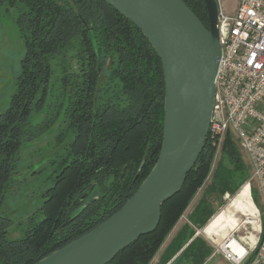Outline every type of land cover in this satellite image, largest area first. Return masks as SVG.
<instances>
[{
	"label": "trees",
	"instance_id": "16d2710c",
	"mask_svg": "<svg viewBox=\"0 0 264 264\" xmlns=\"http://www.w3.org/2000/svg\"><path fill=\"white\" fill-rule=\"evenodd\" d=\"M182 1L207 27L203 0ZM17 3L23 6L17 22L24 53L15 91L0 113V264H34L109 218L154 166L163 136L162 66L137 26L103 0H0L9 7ZM56 84L63 94L69 92L64 119L73 135L43 193L41 219L31 216L24 235L9 239L11 219L2 213L3 198L23 139L45 122L33 125L32 116ZM214 156L208 137L180 191L162 204L157 227L106 264H149L203 186ZM250 171L228 133L192 225L202 227L216 201L239 190ZM250 191L256 205L253 184ZM194 232L189 225L180 230L166 249L169 258ZM210 253L211 247L195 237L176 258L202 261Z\"/></svg>",
	"mask_w": 264,
	"mask_h": 264
},
{
	"label": "water",
	"instance_id": "95a60500",
	"mask_svg": "<svg viewBox=\"0 0 264 264\" xmlns=\"http://www.w3.org/2000/svg\"><path fill=\"white\" fill-rule=\"evenodd\" d=\"M142 32L164 80L163 136L156 162L105 221L34 264H106L158 225L205 146L219 57L218 4L203 0L208 26L182 0H103ZM204 229V228H203Z\"/></svg>",
	"mask_w": 264,
	"mask_h": 264
},
{
	"label": "built area",
	"instance_id": "2783aa9c",
	"mask_svg": "<svg viewBox=\"0 0 264 264\" xmlns=\"http://www.w3.org/2000/svg\"><path fill=\"white\" fill-rule=\"evenodd\" d=\"M217 27L220 49L207 138L215 156L228 133L236 138L249 159V190L254 182L263 208L255 205L256 221L248 224L254 235L230 232L219 241L208 239L214 252L231 264H264V0H238L233 15L218 6Z\"/></svg>",
	"mask_w": 264,
	"mask_h": 264
},
{
	"label": "rangeland",
	"instance_id": "374dc122",
	"mask_svg": "<svg viewBox=\"0 0 264 264\" xmlns=\"http://www.w3.org/2000/svg\"><path fill=\"white\" fill-rule=\"evenodd\" d=\"M216 1L226 14V11L232 9L237 0ZM22 10L23 6L21 3H17L12 7H9L7 4L0 5V113L7 108L10 98L15 91L16 77L20 73V60L24 53V44L17 19ZM57 87L56 84V88L51 90L50 95L47 96L43 109L35 112L32 116L33 125L41 121L45 122L41 125V128L38 126L40 129L28 140L24 141L23 139L18 151L14 173L10 178L3 198L2 213L11 219V223L7 228V237L9 239H17L24 235L30 225L29 219L31 216H34V221L41 219L42 215L39 209L44 199L43 193L53 184V179L59 171V161L65 153V148L73 135L70 129L67 128L64 119L65 109L69 101V92L66 91L63 94L61 89ZM220 153L221 146L216 152L208 177L191 201L192 204L198 200L202 190L209 184ZM241 153L244 161H248L249 163L247 154L245 152ZM249 178L250 175L244 184L247 183ZM252 184L256 190V206L262 210L263 201L261 195L257 185L254 182ZM237 192L238 190L234 194H230L229 198L224 199L222 203L216 201L213 205L215 212L208 221L223 209ZM185 217L184 212L183 217L172 228L162 243L161 248L165 249L170 241L173 240L178 229L185 222ZM241 217H239L240 223L233 229L220 231L217 241L230 232H236L240 236L244 235L245 231H249L252 235L255 234L256 231L249 228L248 224H242L244 217ZM263 217L264 215L262 214L261 218ZM207 222L202 228H204ZM159 249L154 256L156 260L159 256ZM211 262L215 264H230L220 254H213ZM171 264H191V262L186 257H180L176 262H172Z\"/></svg>",
	"mask_w": 264,
	"mask_h": 264
},
{
	"label": "bare ground",
	"instance_id": "6f19581e",
	"mask_svg": "<svg viewBox=\"0 0 264 264\" xmlns=\"http://www.w3.org/2000/svg\"><path fill=\"white\" fill-rule=\"evenodd\" d=\"M250 196L251 191L248 184L245 183L239 188L229 203L208 221L204 226L203 232L214 240H218L220 231L233 229L240 223V216L244 217L242 224H254L256 211L255 204ZM236 250L241 252L242 249L236 248Z\"/></svg>",
	"mask_w": 264,
	"mask_h": 264
},
{
	"label": "crops",
	"instance_id": "0c3cea01",
	"mask_svg": "<svg viewBox=\"0 0 264 264\" xmlns=\"http://www.w3.org/2000/svg\"><path fill=\"white\" fill-rule=\"evenodd\" d=\"M237 3H238V0L235 2V4H234V6H233V8L232 9H230L229 11L227 10L226 11V14H228V15H232V14H234V12H235V10H236V7H237ZM204 190V189H203ZM203 190H202V193L199 195V198H198V200L194 203V204H192V200H193V198H192V200L190 201V203L188 204V206L186 207V209L184 210V212H185V218H184V223H183V225L178 229V231H177V234L180 232V230L185 226V225H189L190 227H193V229L195 230V232H194V235L192 236V238L183 246V248H181L177 253H175L174 255H172V257H170L169 258V254H168V251L166 250L167 249V247L169 246V244L171 243V241H170V243L168 244V246L165 248V249H163V248H161L160 247V249H159V251H158V254H159V256H158V258H157V260H156V257H153V259L151 260V262L149 263V264H171L172 262L174 263V262H176L179 258H176L178 255H179V253L187 246V244L193 239V238H195V237H198V238H201L209 247H211V253L208 255V256H206L202 261H192V260H190L189 259V261L191 262V264H209L211 261H212V259H213V254H217V253H215L214 252V247H213V245L209 242V239H208V237H210V236H208L207 234H205L204 232H203V228L202 227H200V228H198V227H196V226H194V225H192V223H191V215H192V212H193V210L195 209V207H196V205H197V203L199 202V200H200V198L202 197V195H203ZM198 192V191H197ZM197 192H196V194H197ZM195 194V195H196ZM194 195V196H195ZM251 197V196H250ZM251 200H252V198H251ZM213 208H214V206H213ZM214 210H215V208H214ZM183 212V213H184ZM181 217H183V214L181 215ZM180 217V218H181ZM179 218V219H180ZM179 219H178V221H179ZM177 221V222H178ZM177 222H176V224H177ZM208 223V222H207ZM175 224V225H176ZM174 225V226H175ZM174 228V227H173ZM176 234V235H177ZM174 239V238H173ZM157 254V253H156ZM224 259V258H223ZM230 263V262H229ZM210 264H215L214 262H211ZM222 264V263H221ZM231 264V263H230Z\"/></svg>",
	"mask_w": 264,
	"mask_h": 264
}]
</instances>
